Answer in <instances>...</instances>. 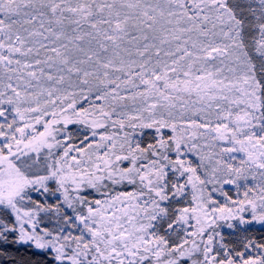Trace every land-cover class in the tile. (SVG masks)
I'll list each match as a JSON object with an SVG mask.
<instances>
[{
	"label": "snow or ice",
	"instance_id": "obj_1",
	"mask_svg": "<svg viewBox=\"0 0 264 264\" xmlns=\"http://www.w3.org/2000/svg\"><path fill=\"white\" fill-rule=\"evenodd\" d=\"M16 246L264 264V0H0V257Z\"/></svg>",
	"mask_w": 264,
	"mask_h": 264
},
{
	"label": "trees",
	"instance_id": "obj_2",
	"mask_svg": "<svg viewBox=\"0 0 264 264\" xmlns=\"http://www.w3.org/2000/svg\"><path fill=\"white\" fill-rule=\"evenodd\" d=\"M10 251V257H0V264H13V261H15V264H33L34 261L40 259V257L34 255L32 249L26 246H16Z\"/></svg>",
	"mask_w": 264,
	"mask_h": 264
},
{
	"label": "rangeland",
	"instance_id": "obj_3",
	"mask_svg": "<svg viewBox=\"0 0 264 264\" xmlns=\"http://www.w3.org/2000/svg\"><path fill=\"white\" fill-rule=\"evenodd\" d=\"M73 128H75V126H72ZM50 187H55L54 185H50ZM233 195H234V193H232ZM34 195V197L35 198H37V199H39V200H41V201H44V199H45V197L44 196H38L37 194H33ZM59 194L57 193V196H58ZM55 199H56V197H52V196H48V198H47V202H49V203H54L55 202Z\"/></svg>",
	"mask_w": 264,
	"mask_h": 264
}]
</instances>
